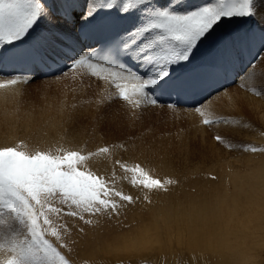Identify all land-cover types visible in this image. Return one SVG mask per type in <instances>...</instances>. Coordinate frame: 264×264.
<instances>
[{
  "label": "snow or ice",
  "instance_id": "obj_1",
  "mask_svg": "<svg viewBox=\"0 0 264 264\" xmlns=\"http://www.w3.org/2000/svg\"><path fill=\"white\" fill-rule=\"evenodd\" d=\"M258 3L260 0H210L184 9L181 0H169L162 7L153 0H83V4L81 0H0V50L16 48L17 55L47 66L46 53L51 42L57 41L63 45L60 53L66 62L59 72L50 74L54 81H103L115 89V95L111 100L102 97L98 106L119 100L139 119L146 108L159 106L157 93L179 86L181 77L175 75L176 69L190 65L217 28L225 21L255 16ZM123 21H130V25L125 27ZM77 24L81 32L88 29L83 34L94 38L101 45L99 49L88 46L68 55L65 48L72 49L59 34ZM41 28L45 31L39 32ZM125 60L135 61L141 71L128 70ZM262 63L264 56L241 71L239 80L246 81L241 87L264 79V68L259 67ZM33 79L30 74H18L0 83V89L27 85ZM118 81H130L131 88ZM226 93L222 87L216 96ZM214 99L209 97L192 111L201 117L203 126L231 123L206 116ZM72 108L75 111L76 106ZM213 138L225 142L220 134ZM23 147L24 141L0 147V252L4 253L0 264H71L60 251L68 248L65 237L71 231L65 217L85 224L98 223L93 219L97 217H118L139 199L125 192L122 182L144 193L149 203L148 193L167 192L177 183L153 176L141 163L129 166L113 159L108 146L88 153L29 152ZM119 147L128 151L124 143ZM245 151L264 149L246 147ZM104 161L111 164L110 174H100L89 166L90 162Z\"/></svg>",
  "mask_w": 264,
  "mask_h": 264
},
{
  "label": "rangeland",
  "instance_id": "obj_2",
  "mask_svg": "<svg viewBox=\"0 0 264 264\" xmlns=\"http://www.w3.org/2000/svg\"><path fill=\"white\" fill-rule=\"evenodd\" d=\"M209 2L210 0H181V7L195 8ZM153 3L162 7L165 4L167 6L169 0H153ZM257 7L258 13L250 19L235 18L234 21H228L230 23L225 21L197 51L193 62L188 66L178 67L175 75L198 65H208L209 62L215 64L230 54L235 55L236 61L244 65V68L249 62L256 63L264 56V0H260ZM38 31L45 30L41 28ZM68 38L67 45L77 49L78 39L73 36ZM60 44L52 41L46 54H60ZM7 50H0V65ZM259 67L264 68V63ZM139 70L141 71L140 68ZM11 77H14L13 74L5 75L0 71L1 83ZM32 77L34 79L27 85L18 84L0 89V147L15 146L24 141L22 150L29 152L77 150L88 153L108 146L113 159H121L129 166L146 161V164H141L153 176L177 181L169 186L167 192L148 193L150 203L144 199V193L122 182L120 186L123 190L139 199L118 217L93 218L99 221L93 224L65 217L72 230L65 237L68 248H60V251L71 264L217 263L218 259L210 253L205 252L204 256L192 254L184 246L164 251L160 246H174V242H169L173 233L181 234L183 240L187 241V228L182 229L181 225L185 222L178 217V206L187 207L192 201L201 203L205 198L213 203L217 199L213 194L216 193L215 190L230 194L234 185L243 184L239 179L244 176L248 164L249 178L257 176L251 181L258 179L260 160H251L258 156L264 157V151H245V148L264 149V131H261L260 125L264 122L258 111L251 110L254 102L264 111V79L256 80L246 88L237 82L238 77L232 85L224 86V89H229L223 99L231 96L232 101H228L217 113L208 109L206 116L212 119L223 118L231 123L207 127L201 124V117L194 112L180 111L178 107L168 108L167 105H174L171 101L165 105L146 108L139 119H135L132 110L119 100L101 104L106 107V113L98 114L95 112L97 101L102 97L111 100L115 95L110 92L109 98L108 90L102 82L94 79L57 82L52 78L41 79L38 75ZM216 99L218 98L213 102ZM73 101L76 103H72ZM70 102L76 106V111H73ZM196 106L198 105L194 107ZM56 107L64 110L63 116H54L52 108ZM246 123L252 127L246 129ZM48 125L51 126L49 131L38 129ZM215 134L222 135L225 142L218 143L213 138ZM121 143L125 144L128 151L119 147ZM229 144L231 147L227 146ZM89 166L100 174L112 172L109 161L90 162ZM117 171L120 170L117 168ZM209 171L213 173H208ZM218 177L223 180L219 182ZM202 185L207 188V192L215 190L207 195L204 188L199 190ZM259 211H264V207H254L246 218L254 221L256 217H252V214L255 212L256 215ZM257 221L264 224L260 219ZM263 232L264 230L257 232L259 236L252 243L251 257L242 264H264ZM159 236L163 240L156 242L154 237ZM141 237L148 238L153 243L144 247L138 242ZM0 242L3 240L0 239ZM3 255L0 252V257Z\"/></svg>",
  "mask_w": 264,
  "mask_h": 264
},
{
  "label": "bare ground",
  "instance_id": "obj_3",
  "mask_svg": "<svg viewBox=\"0 0 264 264\" xmlns=\"http://www.w3.org/2000/svg\"><path fill=\"white\" fill-rule=\"evenodd\" d=\"M67 2H70V0H67ZM162 2H164V1H162ZM165 6H166V4H165ZM228 23H230V22H228ZM245 24H246V22H245ZM123 25L125 27L129 26L130 21H124ZM242 25H244V24H242ZM70 32H71V35H69ZM80 32L81 31L79 29V24H77V26L74 27V29L72 28V29L66 30L65 33L59 34V37H60V40L62 39V41H65L67 44L69 42L68 36H71V37L73 36L75 38L78 37V40L80 42V40H81L80 39ZM220 38H221V35H220ZM86 42H87V44H85V46L88 47V46H90L91 43H93V39H87L86 38ZM97 45L98 44L96 43L95 47ZM59 47L62 48L63 45L60 44ZM82 47L83 46L81 44H79L77 49L81 50ZM8 50H10V49H8ZM2 54H3V52H2ZM209 64H210V62H209ZM212 66L221 69V71L223 72L224 75L231 73L234 76H238V77H239V74L241 73V71L244 69V65H241L238 61H236V56L232 55V54H230L228 57H225L221 61H219L215 64H212ZM193 68H195V67H193ZM100 82H102L105 85L106 89L108 90L109 98H110V92H113L115 94V89L113 87H110L108 84L104 83L103 81H100ZM118 82L124 83L125 86L131 88V82L130 81H118ZM237 82H239L243 85L246 84V81H244V80L238 79ZM251 83L252 82H248L246 88H249ZM228 89L229 88H227L226 90H228ZM227 93H228V91H227ZM227 93L225 96H227ZM65 94H67V93L65 92ZM211 96L218 98L210 106L209 110H211L212 113H217L226 105V103L228 101H232L231 96L227 97V99H223L224 96H216V95H211ZM68 99H70V98H68ZM72 103H76V101H73ZM241 103H242V105H244L243 100L241 101ZM73 105L74 104H72V106ZM178 109L180 111L192 113L193 112L192 110L194 108L184 109V108L178 107ZM253 109L255 111H258L257 113L261 114V116H260L261 120L264 122V111L261 109V107L257 106L253 102L252 106H251V110H253ZM75 111H76V109H75ZM245 111L247 112V110H245ZM52 112H53L54 116H63L64 115V110L61 107L52 108ZM95 112L98 114L106 113V107H103V105L98 106V104H96ZM210 113H209V115H210ZM245 119H247V116ZM260 125H262L261 131H264V129H263L264 123L260 124ZM50 127L51 126L48 125L46 127L38 128V129H40L42 131H49ZM249 127H252V125H249L246 123V129ZM263 158L264 157H262V156H258V157H254L251 161L259 159L261 165H262V163L264 165V159ZM141 163L146 164L147 162L143 161ZM261 165H259V167L257 169V172L260 174V175H258L259 176L258 179L251 181L252 179H254L257 176L249 178L250 169H248V167H250V165L248 164L246 169L244 170L245 171L244 176L239 179V182H241L243 184L234 185L233 190L231 191L230 194H229V192L228 193L218 192V190L214 189L216 193H213V194L216 195L217 199L214 200L213 203H211L208 200V198L207 199L205 198L202 200L201 203H198L196 201H192L188 204L187 207H182V206L179 207L178 206V208L180 210V212L178 213V217L182 221L185 222V223H182V225H181L182 229H184L185 227L187 228V237H188L187 241L183 240L181 234L173 233V235L169 237V242H172V243L174 242L175 243L174 246L170 247V246L161 245L160 246L161 249L164 251H167V250L173 249L175 246H184L192 254L203 255L205 252L210 253L218 259L217 263H215V264H242V263H244V261L246 259H249L251 257V252H252V243L254 241H256L257 237L259 236V233H257V232L264 230V224H260L257 221V219L264 221V211H259L256 213V215L254 212L252 214V217H256V219H254V221L252 219L246 218V217L250 216V211L254 207H264V167H262L263 165L262 166ZM241 171L244 172L243 170H241ZM208 173H213V171H209ZM253 173H254V171H252V174ZM218 178H219V182H220V180H223L221 177H218ZM207 179H208V177H207ZM203 188L206 191L207 195H209V192L214 191V190H210L207 192V188L204 187L203 185L200 187L199 190H201ZM201 194L202 193H200V195ZM200 195H198V196H200ZM212 197H214V196H212ZM199 200H201V199H199ZM257 224H260V225H257ZM157 232H158V230H157ZM182 233L186 234L183 231H182ZM157 234L159 235L160 233H157ZM263 235H264V232H263ZM154 238L157 240L156 242H160L163 240L162 236L154 237ZM147 239L141 237L138 240V242H141L144 247H148L149 245H151L153 243V241H151L149 239L147 240ZM203 256H201V257L203 258ZM250 264H252V262H250Z\"/></svg>",
  "mask_w": 264,
  "mask_h": 264
}]
</instances>
